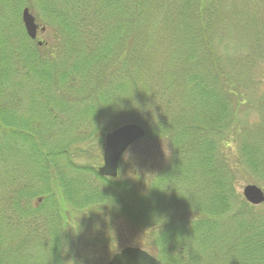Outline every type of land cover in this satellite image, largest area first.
Here are the masks:
<instances>
[{
    "label": "trees",
    "instance_id": "obj_1",
    "mask_svg": "<svg viewBox=\"0 0 264 264\" xmlns=\"http://www.w3.org/2000/svg\"><path fill=\"white\" fill-rule=\"evenodd\" d=\"M0 22V264H65L107 207L161 264H264V205L237 191L264 188V0H0ZM130 124L142 162L101 178Z\"/></svg>",
    "mask_w": 264,
    "mask_h": 264
},
{
    "label": "rangeland",
    "instance_id": "obj_2",
    "mask_svg": "<svg viewBox=\"0 0 264 264\" xmlns=\"http://www.w3.org/2000/svg\"><path fill=\"white\" fill-rule=\"evenodd\" d=\"M44 40H46V37L39 35V41ZM261 88L264 91V83ZM255 117L256 115L252 114L250 119L254 120ZM231 134L235 135L236 132ZM145 147L144 142L135 144L125 154L122 165L125 164L128 169L138 167L142 162V151ZM257 182L251 180L240 182L237 186L238 193L243 197V189L248 185L257 186L264 192V188ZM116 213L115 210L112 211L111 207H107V209L99 208V210L93 209L87 221V227L83 231L77 228L74 232H70L69 237H72V239L65 248L64 263L107 264L117 253L126 248L141 249L154 256L155 251L151 246L150 239L151 233L140 228H134L127 220Z\"/></svg>",
    "mask_w": 264,
    "mask_h": 264
},
{
    "label": "water",
    "instance_id": "obj_3",
    "mask_svg": "<svg viewBox=\"0 0 264 264\" xmlns=\"http://www.w3.org/2000/svg\"><path fill=\"white\" fill-rule=\"evenodd\" d=\"M22 24L28 38L32 41L38 39L39 33H44L33 14L25 9L22 12ZM39 46L42 43L39 42ZM146 131L139 125L130 124L122 126L107 134L103 144V165L98 170V175L105 179H116L119 174L121 161L126 152L138 142L144 140ZM243 197L247 203L254 207L264 205V192L254 185L243 189ZM107 264H161L158 259L146 251L137 248H126L116 254Z\"/></svg>",
    "mask_w": 264,
    "mask_h": 264
}]
</instances>
